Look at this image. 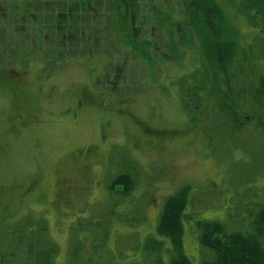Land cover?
<instances>
[{
    "label": "rangeland",
    "instance_id": "374dc122",
    "mask_svg": "<svg viewBox=\"0 0 264 264\" xmlns=\"http://www.w3.org/2000/svg\"><path fill=\"white\" fill-rule=\"evenodd\" d=\"M178 8V0H139L132 43L155 41L160 66H148L132 43L120 49L105 31L97 41L91 34L75 41L77 52L69 41L48 45L41 17L42 38L27 23L30 47L18 50L12 25L1 20L2 249L10 243L13 251L25 226L28 255L40 259V251L47 264L168 263L171 246L156 226L165 198L183 184L194 192L197 220L219 221L229 232L251 229L264 204V100H256L264 85V16L254 13L252 26L230 12L240 45L217 74L198 61L191 26L177 32L161 22L164 10ZM177 47L179 57L171 53ZM124 173L133 186L120 194L109 182ZM187 222L184 249L201 264L210 253L196 241L201 228Z\"/></svg>",
    "mask_w": 264,
    "mask_h": 264
},
{
    "label": "trees",
    "instance_id": "16d2710c",
    "mask_svg": "<svg viewBox=\"0 0 264 264\" xmlns=\"http://www.w3.org/2000/svg\"><path fill=\"white\" fill-rule=\"evenodd\" d=\"M178 2V10H164V18L161 22H164L165 28L173 27L177 32L183 30L184 23L191 26L197 36L198 61L201 65L218 71L217 74L223 73L234 62L240 45L241 32L231 19L230 12L234 10V15L238 12L242 13L252 26L256 23L254 13L264 16V0H223V3L219 0H178ZM102 6H105V10L100 9ZM138 11L139 0H5V8L0 12V22L6 20L12 25L10 36L12 40L18 41V50H28L30 47L24 38L27 29L24 27L27 23L35 34L34 38L38 41L42 38L43 28L40 17L46 21L49 29V33L43 37L48 40V45L54 46L55 42L62 45L69 41L75 46L77 52L80 46L77 47L74 44L75 41L83 42L90 34L97 41L103 37L101 33L105 31L106 38H111L110 33L113 34L118 41V47L124 49L131 46L130 43L134 42L138 36L140 30ZM92 12L93 16H91ZM104 13L105 19L102 18ZM171 16H176L178 19L174 21ZM263 26L261 20V30ZM106 38L104 37L105 40ZM182 38L180 36L181 45L185 43ZM132 45L136 54L148 62V66L154 63L160 66L162 57L159 56L155 41L142 36ZM185 45L192 47L193 41L189 39V43ZM172 52L174 54L179 52L178 47ZM175 55L179 57V54ZM123 69L124 65L119 67L118 75ZM256 93H258L256 100L263 101L264 85ZM230 98L232 100V97ZM109 186L113 190L121 186L120 194H126L133 186L132 176L127 173L119 174L109 182ZM191 189L189 184H183L169 194L163 202L156 231L169 241L171 253L168 263L160 259L156 264H192L191 257L184 249L185 221L187 220L190 227L201 228L200 236L196 238V241L210 253L201 264H264L262 245L264 204L252 217L251 229L229 232L224 223L219 221L196 219L198 212L195 209L194 192ZM188 205L192 210L186 214ZM16 235L18 236V233ZM5 236H7L6 233L0 232V264H18V261L21 262L19 264H25V262L47 264L48 258L41 257L40 251L38 253L40 259L28 255L30 251L28 248L32 244L25 241V238L28 240L25 226L20 228L19 236L21 237H18V245L13 251H10V243L4 244V249L1 248ZM135 246L136 250L141 247L139 239L135 240ZM37 248L39 247L36 243ZM97 252L98 250L94 254ZM42 258L45 261L39 262Z\"/></svg>",
    "mask_w": 264,
    "mask_h": 264
}]
</instances>
